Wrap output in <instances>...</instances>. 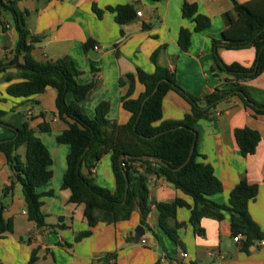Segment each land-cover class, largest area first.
I'll list each match as a JSON object with an SVG mask.
<instances>
[{"label": "crops", "instance_id": "crops-1", "mask_svg": "<svg viewBox=\"0 0 264 264\" xmlns=\"http://www.w3.org/2000/svg\"><path fill=\"white\" fill-rule=\"evenodd\" d=\"M248 1L18 0V9L28 12L26 28L31 35L40 38L30 52V58L36 62L71 58L80 72L78 83L95 84L82 103L87 116L94 118L97 107L102 102H109L111 109L107 117L126 124L131 114L123 108L122 99L131 88L129 76L136 79L132 86L133 98H137L145 90L137 75L140 70L149 74L155 71L151 56L157 50H160L159 63L175 72L178 85L189 95L201 99L221 84L212 71L215 53L226 65L238 63L245 68L255 65L257 51L253 46L243 49L220 46L216 51L213 47V40L221 39L226 29L224 15L228 12L235 15V2ZM185 3L196 4L199 13L210 18V27L197 32L195 21L183 17ZM95 5L104 11L101 17L94 11ZM126 5L135 8L136 16L121 24L116 20V13L108 9ZM183 28L192 32L191 45L186 51L179 44ZM19 38L12 14L5 13L0 18V60L9 64L17 57ZM24 58L21 54L18 61L24 63ZM16 72V64H10L6 73ZM220 76L224 78V74ZM246 84L252 98L264 103V72ZM8 86L5 80L0 82V110L5 112L3 125H0V142L13 137L11 128L29 124L36 131L53 160V178L38 189L43 195L42 211L47 215V224H65L67 227L39 229L30 221L21 183L16 182L14 190L5 195L4 190L16 179L6 155L0 151V206H5L4 217L14 224L12 233L0 236V264H29L33 254L37 258L35 264H98L112 253L117 255L116 264H264V239L246 251L243 238L239 242L234 240L228 216L222 221L203 218L201 227L205 232L198 234L190 223L191 213L187 208H180L177 213V222L185 223L177 232L179 243L159 226V212L155 208L146 225L141 223V214L137 210L129 220L99 223L89 237L77 242V236L89 226L84 217V205L70 204L71 192L62 189L70 146L57 140L59 134L69 128L68 121L71 120L58 116L55 89L48 88L45 93L26 99L9 96ZM66 99L70 104L73 95L68 94ZM190 111L191 104L179 93L174 90L167 93L163 101L164 120H182ZM42 124H48L50 131H41ZM197 127V148L201 155L198 161L210 164L223 185L222 192L211 199L227 205L232 190L242 179L257 184L259 194L250 203L249 212L264 233V114L255 115L238 97L230 96L217 105L211 119L200 120ZM240 128L260 133L255 154H242L235 138V131ZM25 152V147L18 150L22 160H25ZM92 171L99 186L114 191L110 153L105 154ZM83 173H89L86 166ZM149 190L151 200L159 203L183 199L193 204L190 196L163 178L152 177ZM50 191L54 192L52 196L47 194ZM140 225L147 227V231L136 244L135 230ZM184 253H187L186 257H183Z\"/></svg>", "mask_w": 264, "mask_h": 264}, {"label": "trees", "instance_id": "trees-1", "mask_svg": "<svg viewBox=\"0 0 264 264\" xmlns=\"http://www.w3.org/2000/svg\"><path fill=\"white\" fill-rule=\"evenodd\" d=\"M108 10L116 13V20L121 24L136 16L135 8L131 5ZM94 11L99 17L104 13L96 5ZM7 12L13 16L20 38L17 57L9 64L0 60V82L5 80L9 83L7 93L13 98H32L45 93L48 88L55 89L58 116L66 121L71 120L68 121L69 128L59 134L57 140L70 146L62 189L71 192L68 200L70 204L84 205V217L89 226L88 230L77 236V242L89 237L99 223L115 224L129 220L137 210L141 214V223L146 225L154 208L159 212V226L176 243L180 242L178 230L185 226V223L176 220L180 208L190 211V223L198 234L205 232L201 227L203 218L222 221L228 216L233 237L242 236L246 251L264 239L261 227L249 212L250 203L259 194V186L242 179L232 190L229 204L213 201L211 197L222 192L223 185L210 164L198 161L201 155L197 148V123L211 119L223 99L236 96L255 115L264 114V103H258L252 98L246 84L264 72V0H250L242 4L235 2V15L229 12L224 15L226 29L222 32V38L213 40L215 51L220 46L227 49L255 47L257 57L252 68H245L238 63L226 65L215 53L212 71L220 78L221 84L214 92L201 99L189 95L178 85L175 72L159 63L160 50H157L151 56L155 71L149 74L140 70L137 75V80L145 88L137 98H133L132 86L136 79L129 76L131 88L122 99L123 108L131 114V119L126 124H119L107 117L111 109L109 102H102L97 107L94 118L88 117L83 111L82 103L95 84L78 83L80 72L69 57L56 62L33 61L29 55L40 38L31 35L26 28L25 15L28 12L18 9V0H0V18ZM182 14L184 18L195 21L197 32L204 31L211 25L210 18L200 14L196 4L185 3ZM191 37L192 32L189 29L181 30L179 44L183 50L189 49ZM21 54L25 57L24 63L18 61ZM10 64H16V73H6ZM220 73L224 74V78L221 79ZM158 83L160 85L157 93L146 101L143 108L144 101L153 93ZM171 90L179 93L191 104V111L182 120L163 119V101ZM68 94L73 95L70 104L66 99ZM4 115L5 112L0 110V125H3ZM40 129L48 132L50 126L42 124ZM11 131L13 137L0 143V151L6 155L9 165L15 171L16 179L4 190L5 195L8 196L14 190L16 182L21 183L29 220L39 229L66 228L65 224H47V215L42 211L43 195L38 189L53 178V160L48 148L29 124L17 129L11 128ZM235 138L242 154L248 156L255 154L261 135L256 130L240 128L236 129ZM194 143L193 156L186 163ZM21 147L26 149L25 160L18 154ZM109 153L115 176L114 191L99 186L92 171L97 162ZM147 156L160 158L169 167L145 160ZM84 166L89 170L88 175L83 173ZM179 167L182 168L176 171ZM154 176L163 178L190 196L193 204H188L183 199H176L171 203L151 200L149 182ZM47 194L52 196L54 192ZM4 210L5 206L1 205L0 236L14 231L13 221L4 217ZM116 257L115 253L108 254L98 264H116ZM36 260L33 254L29 264H35Z\"/></svg>", "mask_w": 264, "mask_h": 264}, {"label": "water", "instance_id": "water-1", "mask_svg": "<svg viewBox=\"0 0 264 264\" xmlns=\"http://www.w3.org/2000/svg\"><path fill=\"white\" fill-rule=\"evenodd\" d=\"M159 85H160V83H158V86H157L156 89L153 91V93H152L149 97H147V99L144 101V103H143V108H144V106H145L146 101H147L149 98H151L152 96H154V95L157 93ZM2 142H3V141H1L0 143H2ZM194 150H195V143H194V145L192 146V149H191V152H190V156H189L188 160L186 161V163H188V162L190 161V159L192 158L193 153H194ZM144 159H145V160L155 161V162H157V163H159V164H161V165H163V166H165V167H169V165H168L167 163H165L162 159L157 158V157H154V156H147V157H145ZM186 163H185V164H186ZM181 168H182V167H179V168H177V169H175V170L177 171V170H180ZM127 186L129 187V184H128ZM146 231H147V227L142 226V225H140V226H138V227L136 228V230H135V239H134V242H135L136 244H138V243L141 241L142 237L145 236Z\"/></svg>", "mask_w": 264, "mask_h": 264}, {"label": "built area", "instance_id": "built-area-1", "mask_svg": "<svg viewBox=\"0 0 264 264\" xmlns=\"http://www.w3.org/2000/svg\"><path fill=\"white\" fill-rule=\"evenodd\" d=\"M138 14L141 15L142 13L139 12ZM95 49H96V50H99V46H96ZM241 239H242V236H241V235H239L238 237H235V238H234V240H235L236 242H239ZM142 242H143V243H146V240H143ZM186 256H187V253H184V254H183V257H186Z\"/></svg>", "mask_w": 264, "mask_h": 264}]
</instances>
